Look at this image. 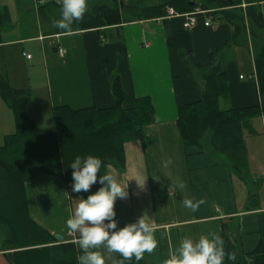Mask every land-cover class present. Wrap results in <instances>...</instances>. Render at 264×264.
I'll return each mask as SVG.
<instances>
[{
	"label": "crops",
	"instance_id": "crops-1",
	"mask_svg": "<svg viewBox=\"0 0 264 264\" xmlns=\"http://www.w3.org/2000/svg\"><path fill=\"white\" fill-rule=\"evenodd\" d=\"M13 3L0 0L11 17L2 32L0 73L11 86L30 91L29 115L39 127L54 128L56 106L113 107L116 75L124 91V108L133 107L137 98L151 102L154 119L144 125V136L124 142L123 168L106 167L107 173L128 185L127 197L114 203L117 227L145 215L155 229L157 246L144 254L146 264H162L182 238H198L210 230L222 236L225 252L234 257H226L223 264L264 253V112L245 122L246 153L239 157L214 151L210 130L199 145L184 143L177 124L178 109L202 98L204 82L167 45L166 33L185 29L186 13L66 33L53 25L56 17L45 18L48 24L38 16L25 22ZM209 17L211 23L205 25ZM186 29L195 62L206 64L214 58L225 71L228 90L219 106L261 104L251 44L227 45L233 27L219 13L203 10ZM14 131L13 111L0 95V146ZM167 160L171 163L164 167ZM181 183L183 188L178 186ZM25 189L31 217L51 234H61L62 241L74 242L80 255L78 234L70 233L65 221L83 196L72 193L62 176L47 173L29 179ZM185 198L202 199L203 203L192 212L183 206ZM98 250L105 264H120L119 253H109L103 245ZM5 252L0 250V264H11Z\"/></svg>",
	"mask_w": 264,
	"mask_h": 264
},
{
	"label": "trees",
	"instance_id": "trees-1",
	"mask_svg": "<svg viewBox=\"0 0 264 264\" xmlns=\"http://www.w3.org/2000/svg\"><path fill=\"white\" fill-rule=\"evenodd\" d=\"M169 8L179 15L194 13L197 9L211 15L219 13L233 27L227 45L248 47L251 44L261 104L222 109L219 99L228 87L221 65L215 64L214 58L206 64L195 62L188 29L166 33L167 45L175 49L189 70L200 74L204 82L202 98L182 104L178 109L177 124L184 143L199 145L210 130L214 151L236 157L244 155L243 126L264 112V0H161L151 5H137L127 0H95L81 20L73 24L72 30L165 17ZM41 9L39 12L48 18L44 8ZM196 15L198 17L202 12ZM10 21L9 10L0 5V43L2 32ZM113 93L115 105L109 108L56 106L54 128L44 129L29 115L30 91L11 86L0 73V95L12 109L15 120L14 133L8 134L0 146V250L6 251L11 264H77L76 244L58 240L31 217L25 183L39 173L60 175L71 191L72 169L68 165L77 155L99 156L102 167L98 176L107 173V165L123 168V144L126 140L144 136V125L154 119L153 107L147 98H137L133 107L124 108L121 104L124 91L117 75L113 77ZM100 186L93 184L89 192ZM79 194L86 197L89 193ZM129 264L146 263L142 258ZM236 264H264V253L241 256Z\"/></svg>",
	"mask_w": 264,
	"mask_h": 264
},
{
	"label": "clouds",
	"instance_id": "clouds-1",
	"mask_svg": "<svg viewBox=\"0 0 264 264\" xmlns=\"http://www.w3.org/2000/svg\"><path fill=\"white\" fill-rule=\"evenodd\" d=\"M60 16L53 25L66 33L72 32V26L79 22L87 10V0H58ZM171 161L163 162L167 167ZM72 169L71 192L89 193L79 199L65 221L70 233H77L76 243L82 250L77 256V264H105V257L98 250L101 245L107 252L119 253L120 264L139 262L145 253H152L157 246L155 229L145 215L134 222L117 227L114 203L126 198L127 186L111 173L98 176L102 160L94 154L77 155L68 165ZM101 186L89 192L93 184ZM137 183L142 185L138 180ZM183 188V184L178 185ZM203 200L185 198L183 206L195 212ZM233 260L231 252L226 253L222 236L208 231L198 238H182L177 247L169 252L162 264H223L225 258Z\"/></svg>",
	"mask_w": 264,
	"mask_h": 264
},
{
	"label": "rangeland",
	"instance_id": "rangeland-1",
	"mask_svg": "<svg viewBox=\"0 0 264 264\" xmlns=\"http://www.w3.org/2000/svg\"><path fill=\"white\" fill-rule=\"evenodd\" d=\"M7 1H14V5H18V10L21 11L20 13H23L22 16L25 18V22L31 23L33 20V17L37 19V16L40 18L41 21L44 23L48 24V22L45 21V16L43 13L40 12L39 15V9L42 8L43 10L48 14V18L51 17H59L60 16V5L58 0H7ZM161 0H127L128 3H134L138 5H151V4H156L159 3ZM55 2V3H54ZM95 0H87V9H90V7L94 4ZM16 8V7H14ZM17 12V11H16ZM43 14V15H42ZM52 25H50L51 27ZM26 33L28 31L24 30ZM36 83V82H35ZM37 85H41V83L38 81L36 83ZM39 92H42L44 89L43 88H38ZM44 106H42L43 108ZM49 116V115H48ZM53 125V122L51 123ZM208 137V135H207Z\"/></svg>",
	"mask_w": 264,
	"mask_h": 264
},
{
	"label": "built area",
	"instance_id": "built-area-1",
	"mask_svg": "<svg viewBox=\"0 0 264 264\" xmlns=\"http://www.w3.org/2000/svg\"><path fill=\"white\" fill-rule=\"evenodd\" d=\"M198 12H203V11H201L200 9H197V11L194 12V13H186L185 14L186 15L185 16V21L183 23V26L185 28H189V27L193 26L197 22V18L198 17L196 15V13H198ZM174 15H179V14L175 13L173 8H169L167 10V13H166L165 16H174ZM204 23H205V25H209L211 23V18L210 17L207 18ZM59 52L62 53L63 50H59ZM27 57H30V55H27Z\"/></svg>",
	"mask_w": 264,
	"mask_h": 264
},
{
	"label": "water",
	"instance_id": "water-1",
	"mask_svg": "<svg viewBox=\"0 0 264 264\" xmlns=\"http://www.w3.org/2000/svg\"><path fill=\"white\" fill-rule=\"evenodd\" d=\"M55 237L60 241L63 240V236L61 234H55Z\"/></svg>",
	"mask_w": 264,
	"mask_h": 264
}]
</instances>
